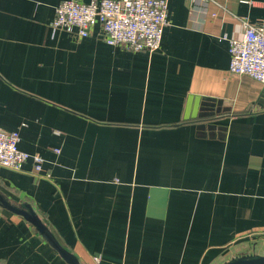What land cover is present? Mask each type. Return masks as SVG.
Instances as JSON below:
<instances>
[{
	"label": "crops",
	"instance_id": "1",
	"mask_svg": "<svg viewBox=\"0 0 264 264\" xmlns=\"http://www.w3.org/2000/svg\"><path fill=\"white\" fill-rule=\"evenodd\" d=\"M63 1L0 0V127L45 175L0 165V194L76 264L264 256V84L231 73L229 48L245 22L264 28V0H170L152 53L100 25L55 31ZM0 263L71 264L2 206Z\"/></svg>",
	"mask_w": 264,
	"mask_h": 264
},
{
	"label": "built area",
	"instance_id": "2",
	"mask_svg": "<svg viewBox=\"0 0 264 264\" xmlns=\"http://www.w3.org/2000/svg\"><path fill=\"white\" fill-rule=\"evenodd\" d=\"M169 1L92 0L80 3L66 0L57 6L52 27L55 31L76 32L79 38H85L96 25H100L107 44L152 53L161 47L164 29L169 23ZM192 1L208 3L211 0ZM229 43L231 73L264 84V28L245 22L243 38L229 39ZM20 141L18 131H6L0 127V165L22 171L24 164L32 161L34 175L45 176L42 174V156L22 151ZM46 177L50 178V175Z\"/></svg>",
	"mask_w": 264,
	"mask_h": 264
},
{
	"label": "water",
	"instance_id": "3",
	"mask_svg": "<svg viewBox=\"0 0 264 264\" xmlns=\"http://www.w3.org/2000/svg\"><path fill=\"white\" fill-rule=\"evenodd\" d=\"M0 206L8 209L9 211L24 217L27 221L33 224L37 230L46 237L49 242L71 263L74 262V257L71 254H67L66 250L59 244L57 238L49 231V229L43 223V220L36 214L31 206L23 205L17 207L10 202H8L5 197L0 194ZM224 264H264L263 255H243L235 259L230 260Z\"/></svg>",
	"mask_w": 264,
	"mask_h": 264
}]
</instances>
